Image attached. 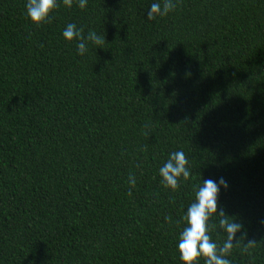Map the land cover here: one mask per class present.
Wrapping results in <instances>:
<instances>
[{"label":"trees","instance_id":"16d2710c","mask_svg":"<svg viewBox=\"0 0 264 264\" xmlns=\"http://www.w3.org/2000/svg\"><path fill=\"white\" fill-rule=\"evenodd\" d=\"M155 2L58 0L36 25L0 0V264H182L187 207L221 177L218 211L245 226L228 259L264 264V0L148 20ZM69 23L104 43L79 55ZM177 150L191 178L172 191L158 170Z\"/></svg>","mask_w":264,"mask_h":264},{"label":"clouds","instance_id":"9594fccd","mask_svg":"<svg viewBox=\"0 0 264 264\" xmlns=\"http://www.w3.org/2000/svg\"><path fill=\"white\" fill-rule=\"evenodd\" d=\"M67 7H72L73 0H63ZM80 9L87 6V0H78ZM58 6V0H26L24 5L28 19L36 25L50 21V13ZM176 3L174 0H159L152 3L148 10L147 19L154 20L157 17H164L174 11ZM83 29L77 28L76 24L69 23L62 31L63 38L71 42L77 41L78 54L83 56L88 52V45L99 46L104 43L95 31L90 30L87 36L83 35ZM161 184L164 188L176 191L182 181H189L191 170L189 161L182 150L173 151L168 159L158 170ZM136 177L129 174V193L136 187ZM227 190L228 183L221 177L218 180L205 179L195 190V199L187 207L183 217L185 227L180 231L176 251L182 264H200L203 258L204 264H231L228 257L233 249L239 247V240L243 236L244 223L236 216H230L223 210L218 211V198L221 189ZM218 220L215 224L210 223L213 217ZM235 217L236 219H229ZM169 219L168 217L165 218ZM214 228L222 231L226 238L222 244L214 241L209 234ZM237 233H241L237 237ZM235 241V242H234ZM254 242L249 241L241 249V253H249Z\"/></svg>","mask_w":264,"mask_h":264}]
</instances>
